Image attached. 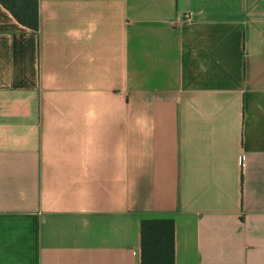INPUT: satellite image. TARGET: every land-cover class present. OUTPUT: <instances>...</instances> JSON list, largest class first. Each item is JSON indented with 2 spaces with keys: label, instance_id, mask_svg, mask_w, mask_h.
<instances>
[{
  "label": "crops",
  "instance_id": "crops-1",
  "mask_svg": "<svg viewBox=\"0 0 264 264\" xmlns=\"http://www.w3.org/2000/svg\"><path fill=\"white\" fill-rule=\"evenodd\" d=\"M155 218L264 264V0L0 2V264H141Z\"/></svg>",
  "mask_w": 264,
  "mask_h": 264
},
{
  "label": "trees",
  "instance_id": "trees-1",
  "mask_svg": "<svg viewBox=\"0 0 264 264\" xmlns=\"http://www.w3.org/2000/svg\"><path fill=\"white\" fill-rule=\"evenodd\" d=\"M23 25L39 27V0H0ZM141 264H175L173 218L144 219L141 225Z\"/></svg>",
  "mask_w": 264,
  "mask_h": 264
},
{
  "label": "built area",
  "instance_id": "built-area-1",
  "mask_svg": "<svg viewBox=\"0 0 264 264\" xmlns=\"http://www.w3.org/2000/svg\"><path fill=\"white\" fill-rule=\"evenodd\" d=\"M192 18H193L192 12H187V13H184L183 15H181L180 20H182V21H191Z\"/></svg>",
  "mask_w": 264,
  "mask_h": 264
},
{
  "label": "clouds",
  "instance_id": "clouds-1",
  "mask_svg": "<svg viewBox=\"0 0 264 264\" xmlns=\"http://www.w3.org/2000/svg\"><path fill=\"white\" fill-rule=\"evenodd\" d=\"M90 27H94V25H90Z\"/></svg>",
  "mask_w": 264,
  "mask_h": 264
}]
</instances>
